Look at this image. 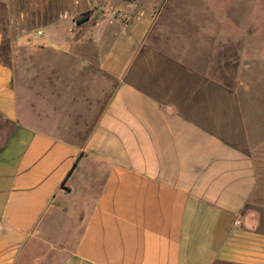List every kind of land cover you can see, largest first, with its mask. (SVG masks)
Listing matches in <instances>:
<instances>
[{
	"label": "crops",
	"instance_id": "0c3cea01",
	"mask_svg": "<svg viewBox=\"0 0 264 264\" xmlns=\"http://www.w3.org/2000/svg\"><path fill=\"white\" fill-rule=\"evenodd\" d=\"M55 1L32 0L33 21L74 59L7 64L0 31V264L39 246L55 264H264L255 30L211 48L179 0H138L99 37Z\"/></svg>",
	"mask_w": 264,
	"mask_h": 264
},
{
	"label": "rangeland",
	"instance_id": "374dc122",
	"mask_svg": "<svg viewBox=\"0 0 264 264\" xmlns=\"http://www.w3.org/2000/svg\"><path fill=\"white\" fill-rule=\"evenodd\" d=\"M138 0H57L55 1V11L57 6L67 13L65 27L74 30L78 24L85 25L88 21L91 27L98 29L99 37L114 29L112 21L120 24L129 21V12L126 7L133 6L135 11L145 7V4ZM57 2V3H56ZM182 5L181 10L193 13L200 22H205L209 30L208 43L211 48L220 46H233L239 34L246 28L255 30L256 38L259 42L256 45L264 44V0H179ZM153 9L151 11H155ZM58 12V11H57ZM70 18H72L70 20ZM55 22V21H53ZM199 22V21H198ZM0 31L3 33V44L1 56L3 62L14 65L21 62L23 65L28 61H60L74 59L65 57L62 53L53 49H65V44L58 47L59 37L53 39L49 48L43 37L41 30H37L33 21L32 0H10L8 4H0ZM74 36H70L71 43ZM249 60L254 61L251 70L256 77H262L263 82L257 84L250 90V95L244 103L245 108L264 110V47L257 52L247 54ZM25 70V69H23ZM51 80L46 83L40 79L35 85L41 94L42 89H48L52 84ZM48 83V84H47ZM19 95L22 104H25L28 83L25 77L18 78ZM55 86V85H54ZM32 87V86H31ZM102 85L99 80V108L101 106L100 94ZM36 264H42V259L48 256L45 264H55L56 260L49 258L48 247L39 246L36 251Z\"/></svg>",
	"mask_w": 264,
	"mask_h": 264
}]
</instances>
